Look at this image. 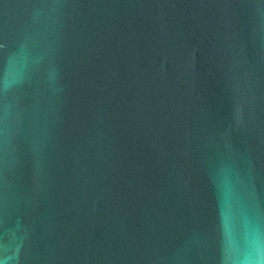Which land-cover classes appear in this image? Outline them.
<instances>
[{
    "label": "water",
    "instance_id": "95a60500",
    "mask_svg": "<svg viewBox=\"0 0 264 264\" xmlns=\"http://www.w3.org/2000/svg\"><path fill=\"white\" fill-rule=\"evenodd\" d=\"M0 264H264V0H0Z\"/></svg>",
    "mask_w": 264,
    "mask_h": 264
}]
</instances>
